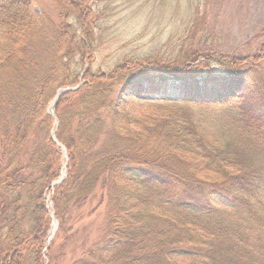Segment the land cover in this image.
Instances as JSON below:
<instances>
[{"label":"trees","instance_id":"1","mask_svg":"<svg viewBox=\"0 0 264 264\" xmlns=\"http://www.w3.org/2000/svg\"><path fill=\"white\" fill-rule=\"evenodd\" d=\"M0 1V264H49L46 195L62 222L96 186L104 250L81 264H264V45L252 58L175 60L165 74L149 72L157 59L94 72L90 0H56L51 38L37 0ZM78 83L56 101L55 127L50 102ZM136 94H176L186 108L133 116L123 100ZM54 130L68 162L51 187L63 165ZM27 186L21 205L13 193Z\"/></svg>","mask_w":264,"mask_h":264},{"label":"rangeland","instance_id":"2","mask_svg":"<svg viewBox=\"0 0 264 264\" xmlns=\"http://www.w3.org/2000/svg\"><path fill=\"white\" fill-rule=\"evenodd\" d=\"M89 3L91 20H95L89 35L93 47L91 70L94 72L111 71L125 62L157 59L158 65L149 72L165 74L163 70L171 69L168 67L180 59L179 63L190 65L191 59L205 55L212 60L252 58L259 55L264 45V0H90ZM34 11L42 15V22L48 29L47 38H51L56 29L53 24L58 23L56 0H37ZM73 22L77 23L75 19ZM192 22L194 27H191ZM218 64L215 61L212 66L221 74L223 68ZM76 66L71 69H82ZM117 90L113 89L111 95L115 96ZM123 101L129 114L151 119L176 116L175 111L186 108L178 104L182 100L176 94H136ZM28 151L30 147L22 152L20 164ZM26 175L22 172L19 177ZM97 188L80 208L71 206L62 215V222L55 219L52 194L46 195V207L57 222L50 240V243L53 240V258L49 264H81L104 250L106 197L103 200L104 190ZM28 191L29 186L15 189L13 195L19 193L21 205L29 200ZM51 229L52 222L48 238ZM175 261L186 264L190 258L178 255Z\"/></svg>","mask_w":264,"mask_h":264},{"label":"water","instance_id":"3","mask_svg":"<svg viewBox=\"0 0 264 264\" xmlns=\"http://www.w3.org/2000/svg\"><path fill=\"white\" fill-rule=\"evenodd\" d=\"M79 86H80V84H78V85H76V86H74V87H66V88H64V89H60V90H58V91L55 93V96H54L53 100H52L51 103H50V107H53L54 104L56 103V101H57V100H58L63 94L68 93V92H71V91H74V90H76L77 88H79ZM52 117H54V115H52ZM54 125H57V121H56L55 118H54ZM51 135H52V136H51L52 140H53V141L57 144V146L61 149V151H62V155H63V158H64V160H66V159H67V158H66V149H65L61 144H59L58 142H56V139H55V131L52 132ZM65 168H66V162L63 164L62 172H61L60 177H59L56 181H54V182L51 184V187H54V186L58 185L59 183H61V182L64 180V178H65V176H66ZM47 211H48L49 216H50V218H51V220H52V229H51L50 237L48 238V241H50L51 238H52V236H53V234H54V232L56 231V228H57V222H56L55 219L53 218V213H52V212H49L48 209H47Z\"/></svg>","mask_w":264,"mask_h":264}]
</instances>
